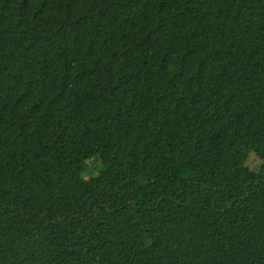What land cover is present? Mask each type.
Segmentation results:
<instances>
[{"label": "trees", "instance_id": "obj_1", "mask_svg": "<svg viewBox=\"0 0 264 264\" xmlns=\"http://www.w3.org/2000/svg\"><path fill=\"white\" fill-rule=\"evenodd\" d=\"M0 264H264V0H0Z\"/></svg>", "mask_w": 264, "mask_h": 264}, {"label": "rangeland", "instance_id": "obj_2", "mask_svg": "<svg viewBox=\"0 0 264 264\" xmlns=\"http://www.w3.org/2000/svg\"><path fill=\"white\" fill-rule=\"evenodd\" d=\"M248 166H250L253 169H258V167H259L258 158L256 156L249 158Z\"/></svg>", "mask_w": 264, "mask_h": 264}]
</instances>
